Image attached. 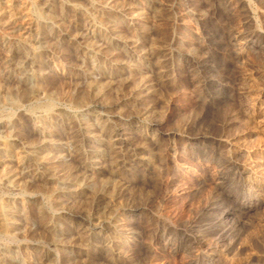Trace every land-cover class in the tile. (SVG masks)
Here are the masks:
<instances>
[{"label":"rangeland","instance_id":"1","mask_svg":"<svg viewBox=\"0 0 264 264\" xmlns=\"http://www.w3.org/2000/svg\"><path fill=\"white\" fill-rule=\"evenodd\" d=\"M0 264H264V0H0Z\"/></svg>","mask_w":264,"mask_h":264}]
</instances>
